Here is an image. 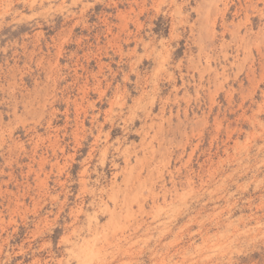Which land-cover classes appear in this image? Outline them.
<instances>
[{
  "label": "rangeland",
  "instance_id": "rangeland-1",
  "mask_svg": "<svg viewBox=\"0 0 264 264\" xmlns=\"http://www.w3.org/2000/svg\"><path fill=\"white\" fill-rule=\"evenodd\" d=\"M0 264H264V0H0Z\"/></svg>",
  "mask_w": 264,
  "mask_h": 264
}]
</instances>
